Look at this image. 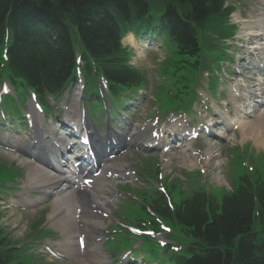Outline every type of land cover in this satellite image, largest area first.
Listing matches in <instances>:
<instances>
[{
  "label": "trees",
  "instance_id": "obj_1",
  "mask_svg": "<svg viewBox=\"0 0 264 264\" xmlns=\"http://www.w3.org/2000/svg\"><path fill=\"white\" fill-rule=\"evenodd\" d=\"M223 3L224 0H0V45L10 34L7 49L12 67L34 88L44 80V84H51L49 88H58L73 71L72 32L107 77L120 85L137 83L139 74L123 63L121 28L158 20L177 53L195 59L193 66H197L202 54L199 31L213 19L229 15L230 9H224ZM40 18L51 26L47 27ZM37 91L41 95L45 92ZM239 181L235 193L226 196L220 205L203 193H196L174 211L155 202L159 213L167 217L169 211L173 220L185 225V233L202 245V255L186 264H264V179L253 181L242 176ZM7 245L0 237V264H21L19 250Z\"/></svg>",
  "mask_w": 264,
  "mask_h": 264
},
{
  "label": "rangeland",
  "instance_id": "obj_2",
  "mask_svg": "<svg viewBox=\"0 0 264 264\" xmlns=\"http://www.w3.org/2000/svg\"><path fill=\"white\" fill-rule=\"evenodd\" d=\"M257 1V0H255ZM234 4L236 6L234 12L231 15V23L235 21L236 17H240L242 20H250L251 18L256 17V15H259V11H260V6H256L255 4V8H252L254 3L253 0H226V5H232ZM168 57V54H158V57L156 58L157 60H159V63L154 62V58L152 56H149L143 60H139L136 64L137 67L140 68L141 70H144V72L146 73V76L148 77L149 80V89L150 90V94L148 95V104L146 107V114L152 109V100L156 99L155 93L157 91V88L159 86V84H163V81L160 78V75L158 73V68H160L161 66V62L163 60H165ZM135 63V62H134ZM202 81H204V79H202ZM235 81H232V84H234ZM239 83H243L241 81H239ZM201 91V88L200 90ZM213 99V98H212ZM30 101V99H29ZM264 111V109H263ZM252 120H254V118H251ZM239 135V133L237 132V136ZM232 137V136H231ZM240 137L237 139H232L229 142L226 143H237V144H243L240 141ZM249 141H252L250 139H247L246 142L244 143V145L246 143H248ZM225 143V144H226ZM207 146V143L205 144ZM251 145L253 146L252 148H254L257 152H261L258 147L254 146L251 142ZM226 147V146H225ZM225 147H223L224 149L222 150V154L226 155L228 154L227 152V147H226V151H225ZM216 150H218L216 148ZM0 151L3 153H0V163L3 166H15L17 167V169L19 170L18 172L20 174H22V185L21 187H16L14 189H17L16 191L13 192V194H17V195H21V193L23 192L22 188L23 185L25 184V180H26V175H27V168L24 167L23 165L19 164V162L17 160H11L10 157L5 156L7 155V153H11L13 155V157H15L16 155L15 152L13 151H9L7 149L4 148H0ZM249 153V149H247L244 152V155H248ZM256 154V153H255ZM225 155V156H226ZM257 155V154H256ZM249 156V155H248ZM227 157V156H226ZM121 162H126L131 166H134L135 164L139 163L138 160L135 158V155H132L130 153H125L124 155L121 156L120 158ZM217 161V162H216ZM218 160H213V162H211V167H208L204 164V162L202 163V168L204 170V177H203V183L206 185V187L211 188L212 183L215 182V175L219 176V177H223V179L220 181L221 185L227 190V191H233L236 189V187L238 186L239 182H238V176L234 175V172L231 171L230 168L236 167V158L234 160H232L231 164H230V168L227 164V159H225L222 162H220V167L218 169L216 168V164L218 163ZM173 163V166H172ZM190 163V160L188 163L183 162L180 158H179V153L176 155V159H171V163L165 166V162H162V171L161 174L165 175L167 173H170L171 175H174L175 177H179L183 179V175L181 170L182 169H190L187 167V165ZM246 164L248 166H250V161H247ZM185 165V166H183ZM135 171L138 172V169L133 168ZM215 169V170H214ZM249 169V168H248ZM173 172V173H172ZM151 181H149L147 178L142 177L140 174L139 176H136V179H138L137 182V186L133 187L135 190L139 189V188H143V189H148L149 185L151 184L152 186L156 187V188H161V185L156 183V180H154L151 176H148ZM135 179V178H134ZM133 179V180H134ZM140 179H143V181H141ZM5 181H11L14 182L13 177L11 176H7L4 173L0 172V188L4 187V182ZM144 184V185H140V184ZM112 184V189L111 190H105V197L112 199V201L117 202L118 204L121 203L122 198H119L121 194L124 193L125 188L124 185H117L116 183H111ZM114 184L116 185V189L114 188ZM129 185V184H128ZM127 185V186H128ZM139 185V186H138ZM20 189V190H18ZM32 196H37V195H32ZM125 196H127L125 194ZM12 202H18L19 198L14 196L11 199ZM47 204H40L37 205L36 207L33 208H18L16 206H12V205H8V203H4V201L2 200V197H0V232L4 235L7 236L8 239L10 240V242L14 244H18V246H21L26 250L29 251L25 245L26 242H28V240L30 238H32L33 236H37V233H39L41 231V229H39V225L42 226V224H39V222L41 221L42 216L46 217L50 212V206H47L45 209L40 210L42 207H44ZM130 209V208H129ZM50 222L47 219L46 221V229H48L50 227ZM53 229V227L51 228ZM35 238H32L31 240H33ZM120 240L122 241V238H120ZM14 241V242H13ZM128 241V240H126ZM127 242H124V244H126ZM113 244V241H109L108 245L111 247ZM122 245V244H120ZM31 254V252H29ZM37 255L40 257H36L35 255H28L27 257V261L26 264H57L58 262H52L53 259H51L46 253H44L41 250H37ZM59 264H78L75 260L72 261H66L64 263H59Z\"/></svg>",
  "mask_w": 264,
  "mask_h": 264
},
{
  "label": "bare ground",
  "instance_id": "obj_3",
  "mask_svg": "<svg viewBox=\"0 0 264 264\" xmlns=\"http://www.w3.org/2000/svg\"><path fill=\"white\" fill-rule=\"evenodd\" d=\"M40 20L42 21V23L47 24V27L51 26V25H49V22L47 20H45L43 18L42 19L40 18ZM36 23H37V27H40V21L37 20ZM240 24L243 26L242 28H245L246 26H250V25L253 26L255 24L263 27L264 26V20L262 18H258L256 20H253V21L247 22V23L242 21ZM37 36H41V38L43 37L42 35H40V33H37ZM71 50H72V46H71ZM72 53H73V50H72ZM72 58H73V60L75 59L74 53L72 54ZM69 76L70 75L68 74L66 77H69ZM233 100H234V103L236 104V106L242 107V102L238 101L235 98H233ZM30 111H31V113H35L33 103L30 104ZM68 116L70 118H74L73 113H68ZM255 126H257V127L255 128ZM244 127L246 129H248V128L249 129H248V131H244L245 129L243 130V128L241 129L243 131V133L241 134L242 140H247L249 137H252L255 144L262 145V147H264V133H262L264 131V119L260 120L259 123L255 124V125L253 123L247 122ZM135 136H137V135H135ZM134 138L135 137H133V139ZM186 151L187 150H185L184 152H186ZM205 153H206V156L208 158V162L211 160L217 159V156L215 155V154H217V151L215 150V148L211 144L207 147ZM20 154L22 155L21 152H20ZM182 158L188 159L189 155H187V154L182 155ZM190 160L193 161V159H190ZM19 163L27 168V185L25 187L27 190H29V191L37 190L41 193L42 196L44 195L45 191H47L46 193H51V194H52V192L50 190H52L54 192V196L56 198H54L53 200H49V201H51V204L53 206L50 218L52 219V221H55V219L60 216L59 220H64L67 218L69 221V223H66L64 221L59 226L55 225L54 226L55 228L62 231L63 233H67V234L71 235L72 237H78L79 228H81V226L83 224L87 223L86 224L87 227L91 226L90 221H85L82 219H81V221L80 220L78 221L77 219L74 220L71 217V214H65L64 215V211L66 210V208H64L62 205L65 204L67 201L70 202V205L72 204V201L74 200V196L70 192V190L72 187H74V185H76L75 182L70 183V185L68 186L69 190L63 191V189H61V184L63 183V177L57 176V175H50L44 169H42L43 167L37 166L33 162L28 163L25 160H23V161L19 160ZM127 169H128V167H126L125 165L115 166L114 164L111 165L109 163L106 165L105 171H106V173L107 172H117L118 173V172H122V171H127ZM95 185H96V189L98 191L100 190V188L103 189L106 187V184H101L100 182L96 183ZM76 194L78 197L81 198V200L79 202H81V204H84L85 208L88 211H89V208L87 206V202H88V204L93 206L92 211H89V214H87L88 218L94 219L102 213H109V210L112 208L111 204L109 202H107L105 200V198H103L99 195H96V194L95 195L97 198H94L91 195V193L89 194V190H87L86 192L85 191H78ZM22 199H24L25 202L28 203L30 207L33 205H36L38 202H40V200H30L28 202L26 194H24ZM83 200H87V202L83 201ZM73 206L74 205L71 206L70 210H72ZM53 224H55V222H53ZM100 246L101 245H97L96 243H94L93 248L90 250L91 255L92 254L95 255V252H98V251L101 253L102 250H101ZM64 249H69V252L65 251ZM61 250L64 253H70L69 254L70 257H72V258L74 257V258L78 259L79 261H81V263H82V261H85V259L74 255V253H75L74 248L72 246L68 245L66 242L61 244ZM86 255L88 258H90L87 260L91 263H94L93 261H91V258H95V257H92L89 253ZM85 264H87V263H85Z\"/></svg>",
  "mask_w": 264,
  "mask_h": 264
}]
</instances>
